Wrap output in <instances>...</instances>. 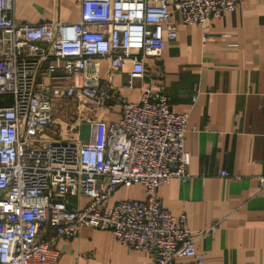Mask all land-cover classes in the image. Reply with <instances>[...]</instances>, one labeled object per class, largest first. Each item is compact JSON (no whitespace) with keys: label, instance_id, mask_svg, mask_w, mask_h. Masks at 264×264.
I'll return each mask as SVG.
<instances>
[{"label":"built area","instance_id":"2783aa9c","mask_svg":"<svg viewBox=\"0 0 264 264\" xmlns=\"http://www.w3.org/2000/svg\"><path fill=\"white\" fill-rule=\"evenodd\" d=\"M239 2L80 0L76 22L17 23L13 0H0V97L8 98L0 100V264H59L54 241L77 239L83 226L109 230L151 264L203 263L195 242L216 224L190 230L185 214L172 215L157 196L160 185L189 177L188 112L172 111L162 89L145 83L146 60L158 61L177 37L173 15L200 26L204 46L213 37L207 20ZM128 63L127 81L114 84ZM136 80L138 101L123 98ZM59 115L75 119L58 123ZM133 184L143 199L110 201Z\"/></svg>","mask_w":264,"mask_h":264},{"label":"crops","instance_id":"0c3cea01","mask_svg":"<svg viewBox=\"0 0 264 264\" xmlns=\"http://www.w3.org/2000/svg\"><path fill=\"white\" fill-rule=\"evenodd\" d=\"M12 15L17 23L76 22L80 0H13ZM172 20L177 37L165 42L158 61L146 60L145 83L162 89L172 111L188 112L189 177L160 185L157 196L172 215L185 214L190 230L216 224L195 242L202 264H264V0H240L233 12L208 19L213 37L204 46L200 26H183L176 14ZM100 65L104 77L107 61ZM128 67L112 76L114 84L127 81ZM134 84L120 90L123 98L138 101L140 81ZM221 169L227 177L218 175ZM143 197L133 184L119 186L110 201ZM54 247L59 264H151L147 253L89 226L77 239L57 238Z\"/></svg>","mask_w":264,"mask_h":264},{"label":"rangeland","instance_id":"374dc122","mask_svg":"<svg viewBox=\"0 0 264 264\" xmlns=\"http://www.w3.org/2000/svg\"><path fill=\"white\" fill-rule=\"evenodd\" d=\"M8 98H6V97H0V100L1 101H5L6 102V100H7ZM67 108L68 107H70V104H69V106H66ZM115 110H117L118 111V106L115 108ZM63 115H59L57 118H56V122H58V123H64V122H71L73 119H75V116L74 115H69V117L68 118H66V119H62L61 117H62ZM80 138L82 139V140H85V139H87L88 138V126H87V124L86 123H84V122H81V127H80Z\"/></svg>","mask_w":264,"mask_h":264}]
</instances>
